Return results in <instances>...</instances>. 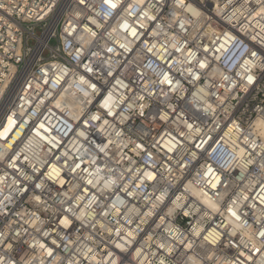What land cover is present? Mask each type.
Here are the masks:
<instances>
[{"label": "built area", "instance_id": "obj_1", "mask_svg": "<svg viewBox=\"0 0 264 264\" xmlns=\"http://www.w3.org/2000/svg\"><path fill=\"white\" fill-rule=\"evenodd\" d=\"M111 2L0 0V259L264 264V0Z\"/></svg>", "mask_w": 264, "mask_h": 264}, {"label": "clouds", "instance_id": "obj_2", "mask_svg": "<svg viewBox=\"0 0 264 264\" xmlns=\"http://www.w3.org/2000/svg\"><path fill=\"white\" fill-rule=\"evenodd\" d=\"M108 15H111V13L110 12H108L107 13ZM94 23H95V21H93ZM126 26V25H125ZM97 55H99L98 53H97ZM85 67L87 68L88 66L87 65H85ZM148 67L149 68H151L152 66L149 64L148 65ZM153 71H155V69H153ZM157 75H159L160 73H156ZM164 79L166 80L167 79V77L165 76L164 77ZM225 79H227V77H225ZM153 83H155V81L153 82ZM143 91H149V89H143ZM165 96H167V93H165L164 94ZM143 99V96H140V95H138L137 97H134L133 98V100H132V102H130L129 104H128V106H127V108H128V110H131V109H133V107H134V105L136 104V101L137 100H142ZM105 106H107V102H105ZM147 107V105H141L140 106V108H141V115L143 114V111H142V109L143 108H146ZM96 117H93V119H95ZM128 119V116L127 115H124L123 116V120H127ZM162 119H167V116H164V117H162ZM81 135H83V133H81ZM121 134L119 133V132H116V136H120ZM99 151L100 152H104L105 153V155H107V152L105 151V148L104 147H101L100 149H99ZM86 154V151L85 152H81L80 153V155L81 156H84ZM90 159L91 160H95V153H92V154H90ZM111 169H108L107 170V172L110 174L111 173ZM90 176H92L93 177V179H88L87 177H80V179L81 180H86V182H88V183H92L93 184V186L95 187L96 186V184L97 183H100V182H103L102 183V188H101V190H105V189H108V190H110L114 185H116L117 183H118V181H119V179H120V177H117V178H115V179H113L112 177H111V175H107V176H105V175H99L98 173H90ZM37 187L38 188H43L44 187V185H43V182L41 183V184H39V185H37ZM79 187V184L77 183V184H73L72 185V188L70 189V192H71V194H73V195H75V192H76V189ZM164 195H166V193H164V194H162L161 195V197H160V199L161 200H163V198H164ZM78 200H83L84 198L82 197V196H78V197H76ZM34 199L35 200H39V197H34ZM67 199H68V194H64L63 196H61V198L57 201V203L58 204H60V205H65L66 203H67ZM91 203H94V201L93 202H90V204ZM119 203H123V201H119ZM90 204L89 205H86V207H90ZM181 207V205L180 204H177L176 205V208H180ZM70 211L73 213V215H75L76 216V218L78 219V220H80L82 223H89V220L87 219V216H86V214H85V212H79V213H77L76 212V209H70ZM197 211H198V209H197ZM187 214V213H186ZM88 216H91L92 215V212H89L88 214H87ZM34 220L35 221H37V222H39V223H43L42 221H39V218L38 217H34ZM28 221H26V223H27ZM64 226L65 227H67V221H64ZM196 235H198L199 233L198 232H196L195 233ZM3 238H6V237H0V243H2L3 242ZM35 259H38V258H35ZM190 260H191V258H190ZM0 264H5V262L2 260V259H0ZM28 264H33V261L32 260H29L28 261ZM193 264H194V262H193Z\"/></svg>", "mask_w": 264, "mask_h": 264}, {"label": "snow or ice", "instance_id": "obj_3", "mask_svg": "<svg viewBox=\"0 0 264 264\" xmlns=\"http://www.w3.org/2000/svg\"><path fill=\"white\" fill-rule=\"evenodd\" d=\"M107 2L109 3V6H110V7H113V8L116 7V5H115L114 3L111 2V0H107ZM262 235H264V233H262Z\"/></svg>", "mask_w": 264, "mask_h": 264}, {"label": "rangeland", "instance_id": "obj_4", "mask_svg": "<svg viewBox=\"0 0 264 264\" xmlns=\"http://www.w3.org/2000/svg\"><path fill=\"white\" fill-rule=\"evenodd\" d=\"M36 33H37L38 35H40V34H41L40 29H37Z\"/></svg>", "mask_w": 264, "mask_h": 264}, {"label": "bare ground", "instance_id": "obj_5", "mask_svg": "<svg viewBox=\"0 0 264 264\" xmlns=\"http://www.w3.org/2000/svg\"><path fill=\"white\" fill-rule=\"evenodd\" d=\"M263 130H264V128H263ZM204 203H206V200L205 199H203L202 197L200 198Z\"/></svg>", "mask_w": 264, "mask_h": 264}]
</instances>
